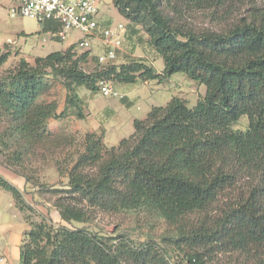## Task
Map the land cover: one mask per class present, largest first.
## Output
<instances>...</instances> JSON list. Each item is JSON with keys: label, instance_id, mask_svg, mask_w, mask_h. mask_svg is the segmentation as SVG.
Instances as JSON below:
<instances>
[{"label": "trees", "instance_id": "1", "mask_svg": "<svg viewBox=\"0 0 264 264\" xmlns=\"http://www.w3.org/2000/svg\"><path fill=\"white\" fill-rule=\"evenodd\" d=\"M229 1L111 0L133 26L126 37L134 26L147 34L163 60L160 73L132 58L87 72L80 63L90 51L77 55L71 44L32 63L20 58L0 77L5 133L29 145L46 144L48 120L68 109L84 117L77 87L97 92L99 81H162L180 72L206 88L192 106L177 95L152 106L117 145L105 144L103 129L84 133L76 144L70 139L69 148L55 142L57 170L67 181L45 189L61 220L86 223L100 212H140L164 220L170 231L164 245L71 229L44 216L33 221L34 208L0 173V188L29 226L20 264H264V2L237 0L246 8L235 15L234 8L221 10ZM199 10L220 26L195 24ZM48 75L60 78L66 91L60 112L54 100L35 101ZM241 116L247 127L233 129ZM175 249L183 254L179 261L172 258Z\"/></svg>", "mask_w": 264, "mask_h": 264}, {"label": "rangeland", "instance_id": "2", "mask_svg": "<svg viewBox=\"0 0 264 264\" xmlns=\"http://www.w3.org/2000/svg\"><path fill=\"white\" fill-rule=\"evenodd\" d=\"M256 2L262 3L264 0H256ZM226 5V7L221 10L224 11L229 7L231 9L234 8L235 12H233L235 15L240 14L246 8L245 5H241L237 0H230ZM11 7L12 6L4 7L0 10V19L2 20L0 22V59L4 55L6 56V60L0 64V77L9 70H12L20 58H24L32 63L35 58V53L32 51L29 43H34L36 47L35 44L38 43L39 40L37 33L23 36L21 32H18L20 27L35 29L38 23L27 17H20L18 15L11 16ZM99 8L108 19V23L112 25L120 22L127 24L125 18L118 14L110 0H100ZM221 13L222 12H220V14ZM210 18L212 17L207 10H199L193 13L192 20L195 24L200 26H220L219 21H216V19H213V21ZM127 27L130 28L129 25H127ZM69 34H71V32ZM80 35L81 34L76 31L71 34L73 38L79 37ZM123 43L122 49L118 51L117 59L113 62L116 65L131 58L143 59L145 57L142 56L151 53L148 36L141 27L136 29L135 33L132 31L131 33L129 32ZM64 44L65 40L59 41V39H56L45 44L39 43L37 49L39 53L43 55L49 51L62 48ZM74 51L78 55L86 50L74 49ZM96 52L97 49L92 48L87 59L80 63L85 71L89 72L95 68L107 65H100L97 63L95 58ZM133 52H136L138 55H130ZM183 75V73L177 72L171 75L168 81H162L159 84L152 80L148 85H143L141 80L133 83H119L111 80L112 85L119 94L128 91V95L133 101V105L130 106L122 104L118 100V97L112 98L103 96L98 91L91 92L83 86L77 87L76 92L83 101L81 110L84 117L78 118L75 115V109L70 108L65 112L64 116L57 119H49L47 127L52 133V136H50L46 144L35 143L34 145H29L16 139L17 137L9 138L5 133L7 122L0 115V170L23 192L27 203L34 208V211L31 213V219L33 221H38L44 216L49 218L54 224H63L71 229L86 228L102 235L125 233L135 241L152 239L164 245L167 240L163 237L167 236L170 231L164 220L160 217L149 216L134 211H124L114 214L100 212L89 222L68 223L59 218L56 209L52 205L53 195L45 188L51 185L59 186V184H63L67 181L66 176L59 174L57 170L55 142L60 141L61 143H65L67 148H69L78 143L84 133L91 132L88 130V125L91 120L88 119L89 117L87 118V112L89 111L88 107L100 108L109 103L114 109H117L118 104H122L119 106L121 108H119V110L117 109V111L124 113V117L127 115L125 113L131 112H136V115L145 117L146 114H144L143 109H137V103H144L145 107L153 101L159 105H164L171 96L180 94L188 98V100L186 99L187 103L189 106H192L199 97L204 95L206 88L204 84L188 79L185 75L183 80L178 82V79ZM44 80L47 89L36 96L35 101L45 102L54 100L57 103L56 111L60 112L64 106L66 93L61 79L48 75L44 77ZM175 82H178L179 85H176ZM152 89L153 92H151ZM146 97H148L147 100L145 99ZM112 101L119 103L112 104L110 103ZM247 124V117L241 116L237 122L232 124V128L244 130ZM72 138H74L75 143L68 147L69 143L67 142ZM5 193L11 198L8 192ZM14 210L12 203L10 205L4 203L1 206V211L9 217L11 222H21L22 219L18 215L19 213L14 212ZM21 216H23L22 213ZM5 234L7 235L8 233L5 232ZM171 255L172 258L177 261L183 256L182 252H179L177 249L171 251ZM226 259L225 256H222V262H226Z\"/></svg>", "mask_w": 264, "mask_h": 264}, {"label": "built area", "instance_id": "3", "mask_svg": "<svg viewBox=\"0 0 264 264\" xmlns=\"http://www.w3.org/2000/svg\"><path fill=\"white\" fill-rule=\"evenodd\" d=\"M100 0H18L10 9L11 16L30 18L40 24H54L50 28L51 38L64 40L70 32L81 36L75 41L74 49H97L98 64L113 63L122 49L128 31L127 24L104 23L101 19ZM46 40L45 38L42 39ZM98 92L103 96L120 97L111 82L99 81ZM4 257L0 255V263Z\"/></svg>", "mask_w": 264, "mask_h": 264}, {"label": "crops", "instance_id": "4", "mask_svg": "<svg viewBox=\"0 0 264 264\" xmlns=\"http://www.w3.org/2000/svg\"><path fill=\"white\" fill-rule=\"evenodd\" d=\"M16 2H18V0H0V10L3 9L4 7L14 6L17 4ZM100 15H101L102 21L104 23H108V19L102 13L101 9H100ZM1 21L2 20L0 19V22ZM125 21L130 26V28L133 27L131 26V24H129L128 20L125 19ZM55 27L56 25L54 24L47 23V26H45L44 24L38 23L36 24L35 29H25L24 27H20L18 29L19 30L18 32H21L23 36H26L29 34L32 35L34 33H37L39 40H38V43L35 44L36 47L34 46V43L33 44L29 43V44L31 45L32 51H34L35 56H44L47 53L41 55V53H39L37 49V45H39V43L45 44V43L51 42L52 40H56L55 38L50 37L49 31H48L50 28H55ZM134 28L139 29L140 26H134ZM71 34H69L67 38L64 39L65 44L63 45L62 48L58 50H64L69 45L74 44L75 41L81 36L80 35L79 37L73 38ZM43 38H45L46 40L43 41L42 40ZM64 40H59V41H64ZM52 51H55V50H52ZM150 51L151 53L146 54V56H142V57H145L143 58V60L146 63L153 66L156 72L160 73L164 66L163 60L161 63L162 58L154 51V49L151 46H150ZM130 55L137 56L138 54L136 52H133ZM183 77L185 76L183 75L182 77H180L178 79V82L180 80H183ZM169 78L170 76L165 78L162 81H166V80L168 81ZM151 81L152 80H146V81H142L141 83L143 85H148L149 82ZM154 81L159 84L162 82L159 80H154ZM178 82H175V84L179 85ZM151 92H153V89ZM128 94H129L128 91H126V93H123L121 94L120 97H118V100L125 106L133 105V101L131 100ZM177 96L185 98V96L182 94L177 95ZM148 97H146L145 99L147 100ZM112 98H115V97H112ZM169 99L167 101H169ZM185 99L188 100V98H185ZM153 102H150L149 105H147L146 107L144 103L143 104L137 103L138 105L137 109H143L144 114H147V112L150 110L152 106H159V104L155 103V101ZM110 103L118 104L119 102L112 101ZM122 104L120 105L118 104V108H117L118 110L119 108H121L119 106H121ZM88 109L89 111L87 112L88 113L87 118L89 117L88 119H91L88 125V130L98 131L99 129H103L104 130V142L107 146L117 145L122 138L130 136L134 132V126H133L134 120L144 118V117H140L141 115H136L137 114L136 112L125 113L127 115L126 117H124L123 116L124 113L117 111V109H114L109 103L105 104L104 106L100 108H95V107L89 108L88 107ZM0 173L7 178L6 174L2 172L1 170H0ZM5 192H6L5 190L0 188V255H2L5 260L3 263H0V264H20V248L19 247L22 241L23 233L28 229L29 226L23 219V216H21V213L15 208L12 198H10ZM4 203H7L8 205L12 203V206L15 209L14 212H18L19 213L18 215L22 219L21 222L13 223L10 221L9 217L6 214H3V212L1 211V206ZM5 232H7L8 234L6 235Z\"/></svg>", "mask_w": 264, "mask_h": 264}]
</instances>
